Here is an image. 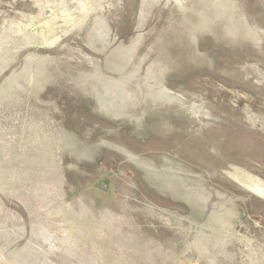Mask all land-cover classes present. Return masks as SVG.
<instances>
[{
  "label": "rangeland",
  "instance_id": "obj_1",
  "mask_svg": "<svg viewBox=\"0 0 264 264\" xmlns=\"http://www.w3.org/2000/svg\"><path fill=\"white\" fill-rule=\"evenodd\" d=\"M264 0H0V264H264Z\"/></svg>",
  "mask_w": 264,
  "mask_h": 264
},
{
  "label": "bare ground",
  "instance_id": "obj_2",
  "mask_svg": "<svg viewBox=\"0 0 264 264\" xmlns=\"http://www.w3.org/2000/svg\"><path fill=\"white\" fill-rule=\"evenodd\" d=\"M246 188H248L251 192L261 196L264 198V186L251 181V180H246L243 182Z\"/></svg>",
  "mask_w": 264,
  "mask_h": 264
}]
</instances>
